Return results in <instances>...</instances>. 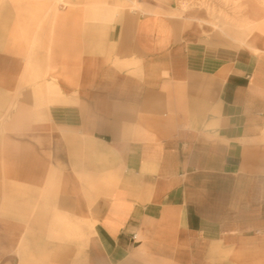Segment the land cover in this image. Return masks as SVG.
<instances>
[{
	"label": "crops",
	"instance_id": "obj_1",
	"mask_svg": "<svg viewBox=\"0 0 264 264\" xmlns=\"http://www.w3.org/2000/svg\"><path fill=\"white\" fill-rule=\"evenodd\" d=\"M85 10L0 0V264H264V8Z\"/></svg>",
	"mask_w": 264,
	"mask_h": 264
},
{
	"label": "rangeland",
	"instance_id": "obj_2",
	"mask_svg": "<svg viewBox=\"0 0 264 264\" xmlns=\"http://www.w3.org/2000/svg\"><path fill=\"white\" fill-rule=\"evenodd\" d=\"M138 0H59L64 5L80 4L86 12L96 14L98 25L111 24L126 8L136 7ZM180 13L194 12L208 15L212 29H225L247 35L252 30H260L258 25L248 20L249 3L264 8V0H174ZM126 5V6H125ZM134 6V7H133Z\"/></svg>",
	"mask_w": 264,
	"mask_h": 264
},
{
	"label": "bare ground",
	"instance_id": "obj_3",
	"mask_svg": "<svg viewBox=\"0 0 264 264\" xmlns=\"http://www.w3.org/2000/svg\"><path fill=\"white\" fill-rule=\"evenodd\" d=\"M263 4H264V2H263ZM126 6V5H125ZM134 7V6H133ZM125 9H126V7H125ZM140 9V8H139ZM132 10V9H131ZM132 12V11H131ZM134 13V12H133Z\"/></svg>",
	"mask_w": 264,
	"mask_h": 264
}]
</instances>
